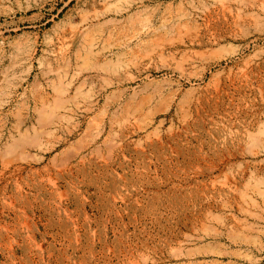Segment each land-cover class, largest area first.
Returning <instances> with one entry per match:
<instances>
[{
	"label": "rangeland",
	"instance_id": "obj_1",
	"mask_svg": "<svg viewBox=\"0 0 264 264\" xmlns=\"http://www.w3.org/2000/svg\"><path fill=\"white\" fill-rule=\"evenodd\" d=\"M0 264H264V0H0Z\"/></svg>",
	"mask_w": 264,
	"mask_h": 264
},
{
	"label": "bare ground",
	"instance_id": "obj_2",
	"mask_svg": "<svg viewBox=\"0 0 264 264\" xmlns=\"http://www.w3.org/2000/svg\"><path fill=\"white\" fill-rule=\"evenodd\" d=\"M21 6V5H20ZM36 9V5L34 4H29L27 6H24V7H20L18 8V10H15L14 12H12V14L16 15V14H19V13H24V14H28L30 13L32 10Z\"/></svg>",
	"mask_w": 264,
	"mask_h": 264
}]
</instances>
